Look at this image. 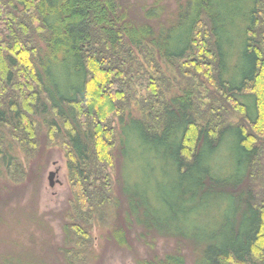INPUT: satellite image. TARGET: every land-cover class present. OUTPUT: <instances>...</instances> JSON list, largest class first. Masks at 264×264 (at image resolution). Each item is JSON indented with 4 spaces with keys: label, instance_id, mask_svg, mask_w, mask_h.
<instances>
[{
    "label": "trees",
    "instance_id": "obj_1",
    "mask_svg": "<svg viewBox=\"0 0 264 264\" xmlns=\"http://www.w3.org/2000/svg\"><path fill=\"white\" fill-rule=\"evenodd\" d=\"M41 127L72 197L51 264H88L93 224L120 213L115 243L137 229L150 252L137 264H187L185 244L191 264H264V0H0V165L14 185ZM156 238L179 248L161 256Z\"/></svg>",
    "mask_w": 264,
    "mask_h": 264
},
{
    "label": "rangeland",
    "instance_id": "obj_2",
    "mask_svg": "<svg viewBox=\"0 0 264 264\" xmlns=\"http://www.w3.org/2000/svg\"><path fill=\"white\" fill-rule=\"evenodd\" d=\"M136 1L145 5L152 0ZM163 1L168 10H173L179 0ZM232 36L234 47L240 48L237 33H232ZM134 87L138 97L136 95V102H132L130 109L133 115L139 108V98L146 96L143 87ZM232 119L234 120V117ZM12 155L24 160L16 145L12 147ZM31 158L27 161L28 177L23 185L12 184L0 165V264L10 259L12 263L27 259L49 264L62 260L61 249L67 239L64 226L72 199L65 151L57 140L51 141L44 127H41L38 148ZM262 163L264 165V161ZM50 173H54L51 177L52 187L49 185ZM120 214L118 223L123 222V213ZM113 221L115 222L114 219ZM113 221L108 220L102 227L100 223H94L95 226L90 227L93 252L88 258V264H137L138 261L148 258L150 252L145 244L146 240L137 238L140 237V231L137 229L130 230V237L125 239L123 245L115 243L111 234ZM151 244L155 246L154 252L161 256L179 248L175 241L166 238H156L155 243ZM180 248L187 264H191L194 255H191L190 246L185 244Z\"/></svg>",
    "mask_w": 264,
    "mask_h": 264
},
{
    "label": "water",
    "instance_id": "obj_3",
    "mask_svg": "<svg viewBox=\"0 0 264 264\" xmlns=\"http://www.w3.org/2000/svg\"><path fill=\"white\" fill-rule=\"evenodd\" d=\"M53 174H54V173H50V174H49V180H50V184H49V185H50V187L53 186V185H52V182H51V177L53 176Z\"/></svg>",
    "mask_w": 264,
    "mask_h": 264
}]
</instances>
